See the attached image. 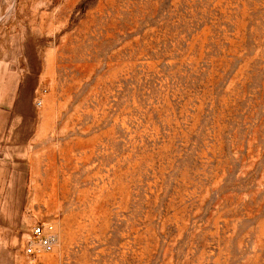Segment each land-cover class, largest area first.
Instances as JSON below:
<instances>
[{
    "label": "rangeland",
    "instance_id": "1",
    "mask_svg": "<svg viewBox=\"0 0 264 264\" xmlns=\"http://www.w3.org/2000/svg\"><path fill=\"white\" fill-rule=\"evenodd\" d=\"M0 264H264V0H0Z\"/></svg>",
    "mask_w": 264,
    "mask_h": 264
},
{
    "label": "built area",
    "instance_id": "2",
    "mask_svg": "<svg viewBox=\"0 0 264 264\" xmlns=\"http://www.w3.org/2000/svg\"><path fill=\"white\" fill-rule=\"evenodd\" d=\"M29 239L24 247V253L28 256L37 252H49L55 245V235L50 224L38 222L29 230Z\"/></svg>",
    "mask_w": 264,
    "mask_h": 264
}]
</instances>
